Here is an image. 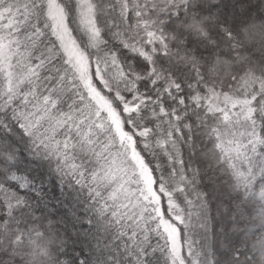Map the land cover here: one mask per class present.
<instances>
[{
	"label": "snow or ice",
	"instance_id": "snow-or-ice-1",
	"mask_svg": "<svg viewBox=\"0 0 264 264\" xmlns=\"http://www.w3.org/2000/svg\"><path fill=\"white\" fill-rule=\"evenodd\" d=\"M0 264H264V0H0Z\"/></svg>",
	"mask_w": 264,
	"mask_h": 264
}]
</instances>
